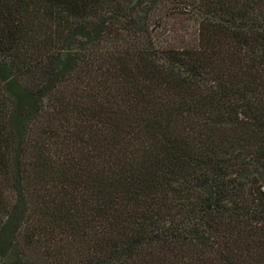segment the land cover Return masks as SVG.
Masks as SVG:
<instances>
[{
    "label": "trees",
    "instance_id": "trees-1",
    "mask_svg": "<svg viewBox=\"0 0 264 264\" xmlns=\"http://www.w3.org/2000/svg\"><path fill=\"white\" fill-rule=\"evenodd\" d=\"M0 264H264V0H0Z\"/></svg>",
    "mask_w": 264,
    "mask_h": 264
},
{
    "label": "rangeland",
    "instance_id": "rangeland-1",
    "mask_svg": "<svg viewBox=\"0 0 264 264\" xmlns=\"http://www.w3.org/2000/svg\"><path fill=\"white\" fill-rule=\"evenodd\" d=\"M197 18L198 16L196 14H191L189 15V17H186L185 21L182 23L181 17L179 18L170 17L166 19L165 29H162V30H165L166 33L167 32L172 33V36L176 38H177L176 35L183 34V37L185 39H188V40L192 39V37H194V32L196 33V28L198 24Z\"/></svg>",
    "mask_w": 264,
    "mask_h": 264
}]
</instances>
